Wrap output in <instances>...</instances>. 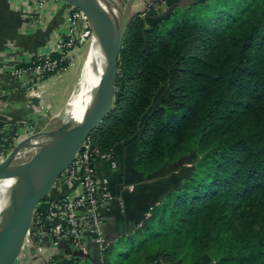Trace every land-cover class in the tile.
Instances as JSON below:
<instances>
[{
  "label": "trees",
  "instance_id": "16d2710c",
  "mask_svg": "<svg viewBox=\"0 0 264 264\" xmlns=\"http://www.w3.org/2000/svg\"><path fill=\"white\" fill-rule=\"evenodd\" d=\"M138 131L139 176L180 152L195 151L196 165L158 182L126 251L114 261L104 248L101 263L264 264V0H199L131 17L113 106L89 137L108 150Z\"/></svg>",
  "mask_w": 264,
  "mask_h": 264
},
{
  "label": "crops",
  "instance_id": "0c3cea01",
  "mask_svg": "<svg viewBox=\"0 0 264 264\" xmlns=\"http://www.w3.org/2000/svg\"><path fill=\"white\" fill-rule=\"evenodd\" d=\"M108 1L121 12L129 4V0ZM197 1L199 0H167L166 3H160L158 0H131L128 12L131 17L148 15L158 18L169 12L173 6H183ZM150 3L156 4L155 9L147 8ZM68 9L69 4L63 0H49L40 13L33 14L29 0H0V142L6 135L11 137L19 130H28L26 124L34 110V105L31 104L38 103L40 98L21 89L18 83L8 76V72L14 66L26 63L33 57L46 55L55 49L57 40L64 30V19ZM69 70L63 69L41 79L34 92L42 97L49 95L53 98L55 94L60 98L61 95L64 97L71 89ZM75 85L76 82L73 84L74 88ZM136 151V146L125 140L114 147L118 163L116 169H110L105 160L95 162L101 179L106 181L105 186L113 195V201L102 213L99 228L101 244L94 240L95 236L92 233H86L84 236L93 264L97 259L101 262L104 248L108 251L110 249L111 259L117 261L115 256L120 251L122 253L126 251L129 238L134 234L136 223L144 210L149 204L154 203L157 191L162 192L158 181L149 175L139 176L134 170ZM160 196L157 199H160ZM22 250L21 253L18 252L19 256L16 254L14 264H44V258L33 251L32 253V249ZM44 252L50 261L56 264H76L80 255L79 250L69 241H61L56 246L48 247ZM149 264L165 263L155 261Z\"/></svg>",
  "mask_w": 264,
  "mask_h": 264
},
{
  "label": "built area",
  "instance_id": "2783aa9c",
  "mask_svg": "<svg viewBox=\"0 0 264 264\" xmlns=\"http://www.w3.org/2000/svg\"><path fill=\"white\" fill-rule=\"evenodd\" d=\"M29 1L32 13L37 14L49 0ZM166 1L158 0L160 3ZM155 5L150 3L147 8L155 9ZM81 15L83 12L80 9L69 5L64 19V30L57 40L55 49L46 55L33 57L26 63L14 66L8 72V76L16 81L19 87L31 84V93L39 97V94L34 92L37 89V81L46 74L59 72V65L63 61H68L70 53L78 43L77 28ZM52 53L57 57L52 58ZM97 160L107 161L112 170L117 168L114 149L101 150L93 146L90 137L87 136L71 163L58 176L52 187L59 196L45 201L47 203L45 211H40L38 206L35 208L30 230L25 237L29 239V243L24 242L23 247L36 249V254L44 258V264H56L50 261L44 251L61 241H69L79 250L80 255L76 264H93L84 236L86 233H92L95 236L94 240L101 244L99 228L102 213L113 201V195L106 188V181L101 179L95 165ZM144 216H149V212H145Z\"/></svg>",
  "mask_w": 264,
  "mask_h": 264
},
{
  "label": "water",
  "instance_id": "95a60500",
  "mask_svg": "<svg viewBox=\"0 0 264 264\" xmlns=\"http://www.w3.org/2000/svg\"><path fill=\"white\" fill-rule=\"evenodd\" d=\"M63 1L80 9L85 16L95 21L98 26L103 54L99 86L89 112L79 123L70 122L67 135H65V139L68 138L67 143L45 162L38 164L41 167L38 185L25 192L13 208L8 221L0 230V264H14L22 240L30 230L35 208L51 191L58 176L71 163L82 141L104 121L114 103L119 54L131 19L128 12L131 0H129V4L123 12L115 6L119 12L118 18L104 8L98 0ZM62 129L63 127L60 132ZM16 149L14 148L4 162L0 164V177L6 174L17 175L28 172L29 169L35 166L36 161L32 159L13 171H4V168L11 163ZM94 264H101V262L97 259Z\"/></svg>",
  "mask_w": 264,
  "mask_h": 264
},
{
  "label": "bare ground",
  "instance_id": "6f19581e",
  "mask_svg": "<svg viewBox=\"0 0 264 264\" xmlns=\"http://www.w3.org/2000/svg\"><path fill=\"white\" fill-rule=\"evenodd\" d=\"M98 2L118 18L119 12L115 5L108 0H98ZM88 21L91 27V38L82 64L80 82H77L69 100L64 105L65 116L62 122L64 135L53 132L39 134L17 147L13 157L14 162L4 168V171H13L32 159L36 161L37 165L35 164L28 172L17 175L6 174L0 177V230L25 192L38 185V176L41 170L38 164L45 162L67 143L68 138L65 139V135H67L70 122L79 123L93 105L101 76L103 54L98 26L92 19L88 18Z\"/></svg>",
  "mask_w": 264,
  "mask_h": 264
},
{
  "label": "rangeland",
  "instance_id": "374dc122",
  "mask_svg": "<svg viewBox=\"0 0 264 264\" xmlns=\"http://www.w3.org/2000/svg\"><path fill=\"white\" fill-rule=\"evenodd\" d=\"M79 20H80V25L77 28L79 41L74 47L73 51L70 53V57L67 61V66L65 67V69L67 70L71 69L69 70L71 71L69 74L70 75V79H69L70 87L69 88H71L69 93L65 95L64 97H62L63 95H61V98L56 94L54 95L53 98L52 96H49V95L44 96V97L39 96L40 97L39 102L36 104H31V105H34V110L31 112L30 119L27 121V124H26L28 130L27 131L19 130L18 132L14 134V136H11V137L6 135L3 137V140L0 142V164L4 162L8 154L14 148H17L20 145L24 144L31 137H34L36 135L43 134V133H49V132L64 135L63 133L64 128L62 129V133L60 132V129L62 128V122L65 116L64 105L69 100L70 94H72L71 91H72V88H74L73 84H75V82L76 84L77 82H80L79 78L82 75V64H83V61L85 60V55H86L88 44L91 38V27L89 25L88 18L84 15V13L83 15L80 16ZM43 79L44 78H42V80ZM39 82L40 80L37 81V83ZM81 83L83 82L81 81ZM30 85L31 84L27 86H20V88L26 92L27 91L31 92ZM166 91H167V87L166 85H163L157 92L151 104V108H149V110L159 105V102L165 96ZM41 94L42 92H40V95ZM139 136H140V132L138 131L128 139V141H131L132 144L136 146L137 150H138V144H139ZM13 160L14 158L12 159L11 162H14ZM196 160H197V155L195 151L190 152V153L180 152L179 154H176L171 158H167V157L164 158L163 162L160 163L157 166V168L154 170V172L150 173L149 175L158 182H164L171 177L178 178V177L184 176L185 173H187L188 171H192L196 165ZM117 167H118V163H117ZM27 234L25 235V237L27 236ZM25 237L23 238L21 247L18 251L20 253L23 251L22 249H24L23 248L24 242L29 243V239ZM153 250H154V247L149 245L148 252L153 251ZM32 251L34 252V254H36L35 252L36 249H32L31 252ZM34 254L32 255L34 256ZM165 264H169V263H165Z\"/></svg>",
  "mask_w": 264,
  "mask_h": 264
}]
</instances>
